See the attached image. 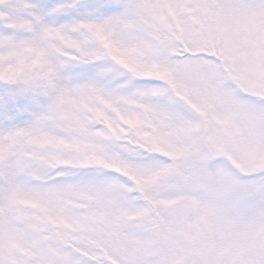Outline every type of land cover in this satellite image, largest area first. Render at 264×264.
I'll use <instances>...</instances> for the list:
<instances>
[{"label": "snow or ice", "instance_id": "snow-or-ice-1", "mask_svg": "<svg viewBox=\"0 0 264 264\" xmlns=\"http://www.w3.org/2000/svg\"><path fill=\"white\" fill-rule=\"evenodd\" d=\"M0 264H264V0H0Z\"/></svg>", "mask_w": 264, "mask_h": 264}]
</instances>
